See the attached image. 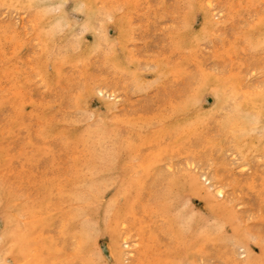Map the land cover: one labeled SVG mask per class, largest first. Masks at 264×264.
Here are the masks:
<instances>
[{
  "label": "rangeland",
  "instance_id": "374dc122",
  "mask_svg": "<svg viewBox=\"0 0 264 264\" xmlns=\"http://www.w3.org/2000/svg\"><path fill=\"white\" fill-rule=\"evenodd\" d=\"M263 88L264 0H0V264H264Z\"/></svg>",
  "mask_w": 264,
  "mask_h": 264
},
{
  "label": "bare ground",
  "instance_id": "6f19581e",
  "mask_svg": "<svg viewBox=\"0 0 264 264\" xmlns=\"http://www.w3.org/2000/svg\"><path fill=\"white\" fill-rule=\"evenodd\" d=\"M208 7H209V6H208ZM260 16H262V15H260ZM258 21H259V20H258ZM251 69H252V68H251ZM250 72H251V71H250ZM207 79H209V78H207ZM201 80H202V79H201ZM233 80H234V79H233ZM219 82H220V81H219ZM235 82H236V81H235ZM236 83H237V82H236ZM236 83H232V84H235V85H236ZM249 83L253 84L252 82H249ZM220 84H221V83H220ZM251 84H249L250 87L254 86V85H251ZM254 84H257V85H255V90H256V87H257L259 84H258V83H254ZM231 86H232V85H231ZM259 86H260V85H259ZM259 86H258V87H259ZM225 87H226V86H225ZM258 87H257V89H258L259 91H262V90H261L262 87H260V89H259ZM229 88H230V87H229ZM235 88H236V87H235ZM235 88H234V90H235ZM102 89H103V88H102ZM102 89L99 88V90H102ZM249 89H250V91L253 92V93L256 92V91L254 90V87L249 88ZM249 89H248V91H245V92H246V93L249 92ZM251 89H252V90H251ZM263 89H264V88H263ZM223 90L225 91V89H223ZM232 90H233V89H232ZM236 90H237V89H236ZM230 91H231V90H230ZM226 92H227V91H226ZM231 92H233V91H231ZM237 92H238V91H237ZM116 93H117V92H116ZM224 93H225V92H224ZM253 93H251V96L253 95ZM261 93H262V92H261ZM232 94H234V93H232ZM235 94H236V93H235ZM242 94H243V93H242ZM254 94H255V93H254ZM258 94H260V93L258 92ZM228 95H229V94H228ZM239 95H240V94H239ZM239 95L237 94V97H240ZM246 95H248V93H247ZM112 96H113L115 99H118V96H117L116 94H112ZM112 96H111V97H112ZM242 96H243V95H242ZM248 96H249V95H248ZM251 96H250V97H251ZM257 96H258V95L256 94V97H257ZM229 97H230V96H228V98H229ZM259 97H260V95H259ZM223 98H224V97H223ZM225 98H227V95L225 96ZM225 98H224V99H225ZM231 99H232V97H231ZM231 99H230V100H231ZM239 99H240V98H239ZM239 99H238V100H239ZM241 99H243V97H242ZM250 99H251V98H250ZM250 99H248V100L250 101ZM252 99H253V98H252ZM262 99H263V97L261 98V100H262ZM118 100H119V99H118ZM225 100H226V99H225ZM232 100L235 101V102H237V100H235V99H232ZM245 100H247V98H246ZM263 100H264V99H263ZM226 101H227V100H226ZM226 101H224V102H226ZM222 102H223V101H222ZM240 102H241V103H240ZM245 102H246V101H245ZM247 102H248V101H247ZM247 102H246V103H247ZM251 102L253 103V100H252ZM254 102H255V101H254ZM239 103L242 105V101L237 102V104H239ZM256 104H257V103H256ZM256 104H254L253 106H255ZM260 104H261V103H260ZM262 105H263V104H262ZM262 105H261L260 109L263 108ZM242 106H243V105H242ZM257 107H258V106H257ZM228 108H229V107H228ZM236 108L238 109L237 106H236ZM240 108H241V107H240ZM248 108H249V107H248ZM251 108H252V107H251ZM254 108H255V107H254ZM250 110H251V109H250ZM253 110H254V109H253ZM256 110H257V109H256ZM241 111H242V110H241ZM254 111H255V110H254ZM258 111H259V110H258ZM235 112H236V111H235ZM256 112H257V111H256ZM259 112H260V111H259ZM259 112H258V113H259ZM239 113H240V112H239ZM241 115H242V114H241ZM255 115H256V113H255ZM253 116H254V114H253ZM260 116H261V115H260ZM236 119H237V118H236ZM242 121H243V120H242ZM234 122L237 123L238 121H237V122L234 121ZM238 123H239V122H238ZM240 124H241V123H240ZM238 126H239V125H238ZM240 127H241V126H240ZM263 152H264V149H263ZM263 152H262V153H263ZM263 154H264V153H263ZM262 156H263V155H262ZM262 156H261V158H262ZM235 157H236V156H235ZM188 158H189V157H188ZM188 158H187V159H188ZM192 160H194V159L191 158V161H189V163H188L187 160H186V161H187L188 164H190V165L192 166L193 163H190V162H192ZM195 161H196V160H195ZM196 162H197V161H196ZM199 162H200V161H199ZM211 164H212V163H211ZM170 165H171V164H170ZM194 165H195V163H194ZM196 165H197V164H196ZM167 166H168V164H167ZM171 166H172V165H171ZM197 166H199V165H197ZM204 166H205V165H204ZM208 166H209V165H208ZM208 166L206 165V167H208ZM169 167H170V166H169ZM189 167H190V166H189ZM192 167H193V166H192ZM206 167H205V168H206ZM171 168H172V167H171ZM198 168H199V167H195V170H198ZM169 169H170V168H169ZM207 169H208V168H207ZM207 169H206V171L204 170V172H203V167H202V168H201V171L203 172L202 175H204V179L206 178V180H207L208 183H209V189L212 190V191H214L215 193H217V195H218L219 197L222 196V197L225 198L226 193H228V192L225 191V187H226V186H225V187L222 186V183H218V184H221V185H220V186H217V183H216L215 179L213 178L214 176H213V177L210 176V175L207 173V171H208ZM188 170H189V169H188ZM188 172H189V171H188ZM198 172H200V171H198ZM213 172L216 173L215 171H213ZM213 172H212V173H213ZM199 174H200V173H199ZM199 174H197V175H199ZM207 174H208L209 176H208ZM211 175H212V174H211ZM192 176H193V175H192ZM216 176H217V175H216ZM195 177H196V176H195ZM201 177H202V176H201ZM220 177H222V176H220ZM204 179H203V177L201 178V180H204ZM192 180H193V179H192ZM197 180H198V179H197ZM224 180H225V179H224ZM172 181H173V180H172ZM186 181H187V180H186ZM189 181H190V180H189ZM193 181H194V180H193ZM195 181H196V180H195ZM195 181H194V182H195ZM207 181H206V182H207ZM132 182H134V181H132ZM187 182H188V181H187ZM195 183H196V182H195ZM129 184H130V183H129ZM192 184H193V183H192ZM192 184H191V186H192ZM188 185H189V184H188ZM196 185H199V183L196 184ZM196 185H195V186H196ZM224 185H226V183H225ZM197 188H198V187H197ZM207 188H208V187H207ZM193 189H194V188H193ZM198 189H199V188H198ZM192 191H193V190H192ZM194 191H195V190H194ZM208 191H209V190H208ZM193 193H194V192H193ZM227 198H228V197H227ZM228 200H229V199H227V201H228ZM229 202H230V201H229ZM215 210H216V209H215ZM218 210H219V208H218ZM219 217H220V216H219ZM216 218H218V217H216ZM221 218H222V217H221ZM227 218H228V217H227ZM229 218H230V217H229ZM222 220H223V218H222ZM218 221H219V219H218ZM213 222H214V221H213ZM223 223H225V222H223ZM223 223H220V224H223ZM234 223H235V222H234ZM234 223H233V224H234ZM220 224H219V225H220ZM219 225H218V226H219ZM217 228H218V227H217ZM234 228H236V227H234ZM235 230H236V229H235ZM236 233H237V232H236ZM238 234H239V233H238ZM126 236H128V235H126ZM125 238H126V237H125ZM250 238H251V237H250ZM243 239H244V238H243ZM124 241H125V240H124ZM127 243H128V240L126 239V244H127ZM127 245H129V244H127ZM134 245H135V244H134ZM240 249H241V248H240ZM117 252H118V251H117ZM188 261H190V260H188ZM126 262H127V261H126Z\"/></svg>",
  "mask_w": 264,
  "mask_h": 264
}]
</instances>
